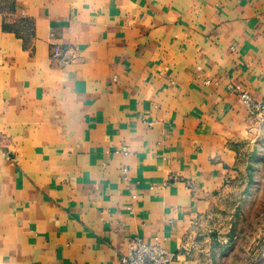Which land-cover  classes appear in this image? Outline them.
<instances>
[{"label": "crops", "instance_id": "obj_1", "mask_svg": "<svg viewBox=\"0 0 264 264\" xmlns=\"http://www.w3.org/2000/svg\"><path fill=\"white\" fill-rule=\"evenodd\" d=\"M237 83L264 98V0H0V264H123L134 237L220 264L264 209Z\"/></svg>", "mask_w": 264, "mask_h": 264}, {"label": "built area", "instance_id": "obj_2", "mask_svg": "<svg viewBox=\"0 0 264 264\" xmlns=\"http://www.w3.org/2000/svg\"><path fill=\"white\" fill-rule=\"evenodd\" d=\"M51 38H54V32L50 33ZM53 56L55 58L65 57V48L59 44H52ZM231 92L236 93L244 105L247 113L256 122L264 121V98L256 99L250 91L240 83L230 84ZM125 151L126 148L123 147ZM8 158H11L7 155ZM176 259L174 252L166 250L158 242H147L142 237L131 238L128 243L126 254L122 257L123 264H172ZM256 264H264V251L261 254Z\"/></svg>", "mask_w": 264, "mask_h": 264}, {"label": "rangeland", "instance_id": "obj_3", "mask_svg": "<svg viewBox=\"0 0 264 264\" xmlns=\"http://www.w3.org/2000/svg\"><path fill=\"white\" fill-rule=\"evenodd\" d=\"M264 179V174L263 178ZM262 203V202H261ZM261 205V204H260ZM253 210L242 223L241 236L237 239L235 248L223 250L219 248V263L222 264H256L264 251V220L261 213L264 210L262 205ZM249 214V212H248Z\"/></svg>", "mask_w": 264, "mask_h": 264}]
</instances>
